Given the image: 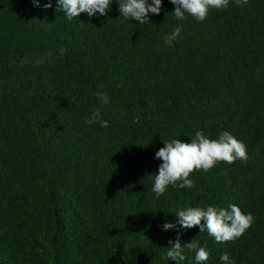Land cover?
I'll return each instance as SVG.
<instances>
[{
    "label": "trees",
    "instance_id": "obj_1",
    "mask_svg": "<svg viewBox=\"0 0 264 264\" xmlns=\"http://www.w3.org/2000/svg\"><path fill=\"white\" fill-rule=\"evenodd\" d=\"M38 2L0 0V264H176L177 239L180 264H197L191 242L209 252L203 264L224 253L264 264V0H230L203 22L176 20L162 0L144 24L120 16V0L71 21L57 0ZM97 108L108 127L87 123ZM200 130L229 132L247 161L194 171V187L157 198L155 153ZM230 204L253 223L225 243L175 216Z\"/></svg>",
    "mask_w": 264,
    "mask_h": 264
},
{
    "label": "clouds",
    "instance_id": "obj_2",
    "mask_svg": "<svg viewBox=\"0 0 264 264\" xmlns=\"http://www.w3.org/2000/svg\"><path fill=\"white\" fill-rule=\"evenodd\" d=\"M112 0H57V10L63 11L71 21L79 17L81 13H87L89 17L99 13L106 16ZM230 0H170L175 5L174 16L176 20L183 21L185 14L194 17L197 21L203 22L208 15L209 9H226ZM249 0H234V3L243 7ZM33 4L39 7L38 0ZM45 9L51 8L52 4L43 5ZM162 8V0H120V16L125 19L138 21L144 24L148 21V14L159 15ZM183 25L179 24L169 37V42L180 36ZM63 53V50H62ZM96 96L101 106L108 104L109 98L103 92H97ZM99 122L101 127H108V122L102 119L100 108H97L87 123ZM155 158L162 160L158 174L154 175L152 191L159 198L164 194L169 185L180 189L194 187V181L190 174L194 171H209L218 162L234 163L236 160L247 161L246 146L227 131L219 134L218 139H210L205 136L202 130L196 131L190 143L182 142L180 139L165 141L164 147L155 153ZM177 222L183 228L199 227L200 232L207 231L217 243L233 241L241 237L253 223L252 215L245 214L235 204H230L227 209L208 206L206 209L199 207H187L176 212ZM176 225L165 223V231L172 230ZM171 244L172 242L169 241ZM188 249H196L195 260L197 264L209 259V252L205 247H199L191 242L185 245ZM166 257L175 261L176 264L185 260L182 253V246L179 239L173 247L169 248ZM220 259L228 264L229 255L224 253Z\"/></svg>",
    "mask_w": 264,
    "mask_h": 264
}]
</instances>
